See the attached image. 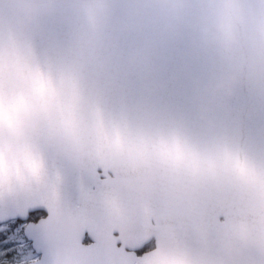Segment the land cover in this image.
I'll list each match as a JSON object with an SVG mask.
<instances>
[{
  "label": "snow or ice",
  "instance_id": "6c2138e0",
  "mask_svg": "<svg viewBox=\"0 0 264 264\" xmlns=\"http://www.w3.org/2000/svg\"><path fill=\"white\" fill-rule=\"evenodd\" d=\"M237 6L264 15V0H238ZM40 7L49 12L41 17L38 34L24 38L31 51L11 61L7 71L0 26V201L16 197L3 220L55 229L82 213L96 214L103 201L123 205L115 174L126 161L156 169L163 188L187 183L203 168L209 179L199 190L229 202L227 211L216 212L218 226L246 217L253 206L264 215V100L252 116H234L257 103V87L264 93V29L258 34L235 19L231 0H173L163 12L153 6L159 24L139 16L126 33L117 29L131 7L125 0H40ZM201 24L209 31L203 46L193 40ZM147 40L156 43L157 60L165 59L158 76L162 87L152 89L148 74L126 69L115 92L105 89L102 76L89 86L97 60L121 67L113 45L126 51ZM237 59L253 62L256 79H243L231 99L199 114L195 103L202 90ZM87 145L107 152L113 164L97 169L72 193L59 171L71 172L70 167L51 157ZM47 188L52 199L34 203ZM35 212L40 215L28 220ZM77 234L82 245L93 239L90 229ZM173 235L187 243L186 226ZM141 254L134 251L123 264H140ZM158 264L183 262L178 254L165 253Z\"/></svg>",
  "mask_w": 264,
  "mask_h": 264
},
{
  "label": "water",
  "instance_id": "95a60500",
  "mask_svg": "<svg viewBox=\"0 0 264 264\" xmlns=\"http://www.w3.org/2000/svg\"><path fill=\"white\" fill-rule=\"evenodd\" d=\"M131 7L117 24L121 33L129 31L139 16H147L154 25L160 17L153 15V6L161 12L167 10L173 0H125ZM234 17L252 27L258 34L264 29V15L249 13L238 8V0H231ZM48 9L40 7V0H0V26L4 32V52L2 63L5 71L10 62L19 55L31 51L25 37H35L40 28L41 17ZM193 40L203 46L209 42L206 25L194 29ZM114 55L121 67H109L103 59L97 60L93 78L89 86L95 85V77L102 76L108 91L119 90L123 71H142L149 75L148 85L152 89L163 86L158 76L165 59L156 58L157 45L147 40L139 48L121 51L113 45ZM256 79L253 62L250 59L233 61L222 77L204 88L195 103L196 111L207 115L212 104H220L231 99L243 79ZM169 80L173 79L169 74ZM13 81V84H18ZM264 100V93L257 87V103L245 105L236 118L252 116ZM82 135L87 136L85 130ZM63 158L71 172L60 169L61 182L72 193H78L82 186L97 175V169L110 168L112 157L104 150L87 145L78 149H64L55 152L51 159ZM103 175V173H100ZM209 177L204 169L195 173L187 183H174L168 188L161 186L160 173L146 164L126 161L115 174L116 187L124 198L123 205L103 201L96 214L82 213L75 221L60 224L55 229L39 226H24L23 234L30 241L31 248L38 255L24 264H123L132 257L150 238L154 247L138 259L140 264H158L159 257L167 253L178 254L183 264H264V215L258 207L250 208L246 217H232L226 224H216V212L229 209L227 200H217L209 192H201L199 186ZM23 195V193H20ZM51 188L43 190V195L33 202L50 201ZM15 196H6L0 201V220L13 207ZM23 214V207L16 205ZM13 219L0 221L1 223ZM22 220V219H20ZM178 226H186L187 243H178L173 233ZM90 229L93 239L81 241L78 232ZM33 237V240L29 238ZM118 245V246H117ZM37 248L39 250H37Z\"/></svg>",
  "mask_w": 264,
  "mask_h": 264
},
{
  "label": "rangeland",
  "instance_id": "374dc122",
  "mask_svg": "<svg viewBox=\"0 0 264 264\" xmlns=\"http://www.w3.org/2000/svg\"><path fill=\"white\" fill-rule=\"evenodd\" d=\"M25 223L10 220L0 224V264H24L37 257L23 234Z\"/></svg>",
  "mask_w": 264,
  "mask_h": 264
},
{
  "label": "flooded vegetation",
  "instance_id": "af4514ba",
  "mask_svg": "<svg viewBox=\"0 0 264 264\" xmlns=\"http://www.w3.org/2000/svg\"><path fill=\"white\" fill-rule=\"evenodd\" d=\"M40 215L39 212H35L32 214V216L28 217V220H34L36 218V216ZM154 241L155 239L152 237L150 238L148 241L144 242V244H142L139 248L135 249L134 251H139L142 254L150 249H152L154 247ZM85 242H89V241H85Z\"/></svg>",
  "mask_w": 264,
  "mask_h": 264
}]
</instances>
